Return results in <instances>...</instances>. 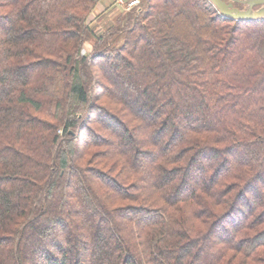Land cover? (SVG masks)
Wrapping results in <instances>:
<instances>
[{
    "label": "trees",
    "instance_id": "1",
    "mask_svg": "<svg viewBox=\"0 0 264 264\" xmlns=\"http://www.w3.org/2000/svg\"><path fill=\"white\" fill-rule=\"evenodd\" d=\"M99 1L0 0V264H264V19Z\"/></svg>",
    "mask_w": 264,
    "mask_h": 264
},
{
    "label": "water",
    "instance_id": "2",
    "mask_svg": "<svg viewBox=\"0 0 264 264\" xmlns=\"http://www.w3.org/2000/svg\"><path fill=\"white\" fill-rule=\"evenodd\" d=\"M219 12L234 20L264 19V0H210ZM237 4H243L240 8Z\"/></svg>",
    "mask_w": 264,
    "mask_h": 264
},
{
    "label": "rangeland",
    "instance_id": "3",
    "mask_svg": "<svg viewBox=\"0 0 264 264\" xmlns=\"http://www.w3.org/2000/svg\"><path fill=\"white\" fill-rule=\"evenodd\" d=\"M116 1L117 0H100L99 2H98V4L96 5V9L92 12V15H91V17H93L94 18V16L95 15H97L98 13H100V12H103L106 8H108V7H113L112 9L113 10H115V11H119V12H121V11H123V12H130L132 9H130V10H127V9H119L116 5H115V3H116ZM129 1H133V0H129ZM138 1V4L136 5V6H138V5H140V2H141V0H137ZM242 7H244V5L242 4ZM84 53H85V50H84Z\"/></svg>",
    "mask_w": 264,
    "mask_h": 264
},
{
    "label": "built area",
    "instance_id": "4",
    "mask_svg": "<svg viewBox=\"0 0 264 264\" xmlns=\"http://www.w3.org/2000/svg\"><path fill=\"white\" fill-rule=\"evenodd\" d=\"M138 4L137 0L129 1V0H117L115 5L120 9L130 10L134 8Z\"/></svg>",
    "mask_w": 264,
    "mask_h": 264
}]
</instances>
